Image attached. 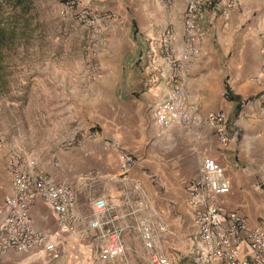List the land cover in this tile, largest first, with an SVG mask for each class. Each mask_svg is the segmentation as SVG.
Listing matches in <instances>:
<instances>
[{"label": "crops", "instance_id": "0c3cea01", "mask_svg": "<svg viewBox=\"0 0 264 264\" xmlns=\"http://www.w3.org/2000/svg\"><path fill=\"white\" fill-rule=\"evenodd\" d=\"M87 1L100 10L131 12L122 33L120 22L109 25L108 48L113 47L103 76L111 71L109 75H119V80L112 79L104 90L97 86L93 90L95 130L85 131L45 163L29 159L25 165H10L13 157L0 148V227L7 217L4 199L12 192L14 169L44 174L74 190L76 222L72 231H61L56 215L37 198L29 209L30 222L47 235L53 249L25 254L10 251L0 264H119L121 258L98 259L97 234L87 227L90 213L77 208L83 196H88L90 206L95 198L109 202L107 215L124 228L122 244L129 264H150L138 231L145 218L159 220L165 227L159 235L163 255L175 264H194L190 236L196 229L187 196L189 183L198 175L204 158L214 159L230 183L228 194L212 197V203L244 216L251 226L264 217V117L260 113L264 42L244 16L251 0H222V5L232 2L225 17L207 13L200 56L176 78L185 102L202 118L210 111L226 114L229 141L225 145L203 125L191 130L175 125L164 130L155 122V109L171 88L162 37L166 31L172 32L173 50L179 54L185 0ZM116 34L120 36L113 38ZM130 51L135 59L132 65L121 61ZM115 57L120 58L119 65L112 71ZM226 92L238 100L227 99ZM122 152L135 159L125 178L120 172ZM137 186L141 192L136 191Z\"/></svg>", "mask_w": 264, "mask_h": 264}, {"label": "built area", "instance_id": "2783aa9c", "mask_svg": "<svg viewBox=\"0 0 264 264\" xmlns=\"http://www.w3.org/2000/svg\"><path fill=\"white\" fill-rule=\"evenodd\" d=\"M206 1L186 0L182 14L183 42L179 54H175L173 50V33L168 30L162 37V47L168 55L167 79L171 88L156 107L154 118L159 128L164 130L175 125H181L188 130L203 125L213 130L219 143L225 145L229 141L226 114L222 111H210L202 118L185 102L181 82L176 80L183 67L200 56L209 3L206 4ZM86 4L84 1L76 4V15L91 33L96 34L99 31L98 17L90 12ZM66 5L72 8L75 2L70 1ZM108 17L110 18H106ZM90 73L92 78L100 74L97 63L90 66ZM260 113L264 117V100ZM119 161L121 177L125 178L134 166L135 159L131 154L122 152ZM136 189L141 192L139 186ZM229 190L230 183L224 176L223 168L214 159L204 158L198 175L189 183L187 196L196 229L190 236L194 264H264V217L259 224L251 226L244 216L234 211L225 212L211 201L212 197L224 196ZM37 198L56 215L61 231L73 230L76 218L72 209L77 200L74 190L57 184L44 174L14 169L12 192L4 199L7 217L0 227V259L10 251L25 254L33 250L53 249L47 235L35 230L30 222L29 209ZM110 210L111 205L105 198L91 200L87 227L97 234V257L102 262L121 258L119 264H129L122 244L124 228L118 227L115 219L107 215ZM138 231L150 264H175L158 251L159 235L165 232L161 221L150 222L146 218L142 219Z\"/></svg>", "mask_w": 264, "mask_h": 264}, {"label": "rangeland", "instance_id": "374dc122", "mask_svg": "<svg viewBox=\"0 0 264 264\" xmlns=\"http://www.w3.org/2000/svg\"><path fill=\"white\" fill-rule=\"evenodd\" d=\"M70 1L75 2L72 8L66 5ZM83 1L98 17L96 34L76 15V4ZM221 1H206V21L207 13L225 17L232 0L224 5ZM185 4L186 0L183 11ZM28 7L23 19H18L26 35L19 37L16 49L5 51L0 61V148L17 165H25L29 159L45 163L58 149L69 148L85 131L95 130L93 90L95 86L104 90L106 83L119 80V75H109L111 71L103 76L113 47L108 48L109 25L120 22L122 33L131 14L93 8L87 0H28ZM239 13L244 15L241 9ZM244 16L264 42V0H251ZM132 52L121 61L132 65ZM115 58L112 71L119 65L120 58ZM93 63L100 67V74L94 78L90 73ZM77 208L91 214L88 196L81 198ZM160 248L159 238V252Z\"/></svg>", "mask_w": 264, "mask_h": 264}, {"label": "trees", "instance_id": "16d2710c", "mask_svg": "<svg viewBox=\"0 0 264 264\" xmlns=\"http://www.w3.org/2000/svg\"><path fill=\"white\" fill-rule=\"evenodd\" d=\"M28 11V0H0V61L3 60L4 52L15 50L18 38L26 35L24 24L18 19ZM226 98L238 100L237 96H229L227 92Z\"/></svg>", "mask_w": 264, "mask_h": 264}]
</instances>
